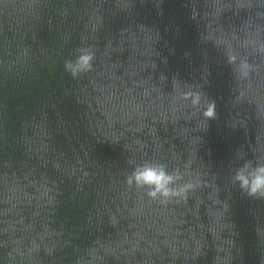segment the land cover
Masks as SVG:
<instances>
[{
	"label": "water",
	"instance_id": "95a60500",
	"mask_svg": "<svg viewBox=\"0 0 264 264\" xmlns=\"http://www.w3.org/2000/svg\"><path fill=\"white\" fill-rule=\"evenodd\" d=\"M260 166L264 0H0V264H264Z\"/></svg>",
	"mask_w": 264,
	"mask_h": 264
},
{
	"label": "clouds",
	"instance_id": "9594fccd",
	"mask_svg": "<svg viewBox=\"0 0 264 264\" xmlns=\"http://www.w3.org/2000/svg\"><path fill=\"white\" fill-rule=\"evenodd\" d=\"M85 62L87 57L84 58ZM172 179L162 169L146 168L136 174L138 183H147L155 185L157 191L167 194V185ZM237 179L242 182V185L250 186V190L255 192L264 190V166L258 167L253 174L246 176L244 173H238Z\"/></svg>",
	"mask_w": 264,
	"mask_h": 264
}]
</instances>
